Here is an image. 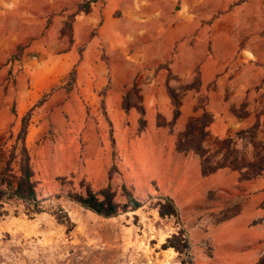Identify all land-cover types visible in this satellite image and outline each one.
<instances>
[{"label": "rangeland", "instance_id": "1", "mask_svg": "<svg viewBox=\"0 0 264 264\" xmlns=\"http://www.w3.org/2000/svg\"><path fill=\"white\" fill-rule=\"evenodd\" d=\"M235 72L230 70L228 78L233 79ZM236 89L227 87L224 102L214 105L225 123L209 124L202 142L204 155L214 161L226 154L217 140L227 135L236 137V148L250 159L247 134L235 132L255 123V141L264 152V81L252 87L254 94L245 92L242 100ZM103 95L99 93L96 105H86L84 118L76 108L58 117L51 109L40 112L39 106L32 111L30 122L40 130L28 149L42 212H27L28 206L15 197L0 202V264H255L263 257L264 172L242 178L239 171L223 167L203 175L199 154L177 149L180 131L175 122L157 117L155 125L148 126L146 120L140 128L137 89L130 93L125 113L117 116L119 104L110 103L108 108ZM231 98L234 102L226 105ZM206 100L198 98L193 115L200 114ZM133 109L137 114L131 113ZM19 127L20 118L3 135L0 176ZM111 135L114 145L107 149ZM7 176L14 186L16 163ZM81 180L94 191L110 185L120 201L125 200L121 195L125 185L142 206L103 217L68 197V191H84ZM167 199L176 214L160 217L157 204ZM177 233L187 246L181 252L163 249L162 243Z\"/></svg>", "mask_w": 264, "mask_h": 264}, {"label": "crops", "instance_id": "2", "mask_svg": "<svg viewBox=\"0 0 264 264\" xmlns=\"http://www.w3.org/2000/svg\"><path fill=\"white\" fill-rule=\"evenodd\" d=\"M83 1L0 0V146L11 125L43 96L40 112L51 109L58 117L76 108L84 118L86 105H96L104 92L108 108L119 104L117 116L125 113L121 102L134 85L152 126L157 117L172 119L167 83L179 89L197 78L196 88L181 93L175 125L182 131L198 98H207L210 124H224L214 105L224 102L226 88H237L242 100L264 81V0H95L65 29ZM72 68L75 81L67 92L63 84ZM230 70L236 71L233 79ZM38 130L29 123L27 148Z\"/></svg>", "mask_w": 264, "mask_h": 264}, {"label": "trees", "instance_id": "3", "mask_svg": "<svg viewBox=\"0 0 264 264\" xmlns=\"http://www.w3.org/2000/svg\"><path fill=\"white\" fill-rule=\"evenodd\" d=\"M95 0H85L80 3L76 10L69 15L68 20L65 23V29L70 30L71 21L75 14L79 12H88L90 10V3ZM65 30H63L64 32ZM21 47L18 48V52L15 56H18ZM75 81V69L72 68L68 73L67 80L63 84V88L69 92L73 88V83ZM198 84V79L189 85L180 87L179 89L172 88L167 83V92L171 98L173 104V116L170 120L174 123L180 114V98L181 93L185 89L194 88ZM132 92H136L133 86L127 91L123 98V107L127 109L129 107V95ZM45 99V96L41 97L34 105L22 116L20 120V127L17 131L15 141L10 146L5 165L3 167V174L0 176V202L6 198L15 197L21 202L25 203L28 208L27 212L40 213L42 212V207L40 205V200L36 191L37 180L34 178V169L31 161V156L29 149L25 144V137L27 134V128L30 123V117L32 111L40 106ZM140 99V97H139ZM139 113L140 128L145 123L143 118V107L137 106ZM14 113V108H12ZM212 122L211 113L204 107L201 106V112L198 115L191 116L185 128L179 132L177 139V149L182 152L193 150L200 157L201 173L207 175L214 172L218 168H230L231 170H237L240 172L242 178H251L257 176L264 172V152L261 153L263 147L259 146L255 141V133L258 124H254L246 130H239L235 132V136H239L242 133H246L251 144V158L248 159L246 154L240 149L236 148V137L227 135L224 138L217 140L220 144V148H225L226 154L223 155L222 159L214 161L212 157H206L205 151L202 150V142L208 136L207 127ZM264 126V124H263ZM19 142V150L16 153L17 143ZM111 145H114V139L112 135L110 136ZM18 154V155H17ZM16 156H18V161H12ZM231 158V159H229ZM17 164L18 176L14 186L11 183V179L7 176V173L12 170V164ZM113 166L108 170V178H111ZM60 182H64V177L57 178ZM80 186H83L84 191L72 192L68 191V197L80 204L81 206L99 214L103 217H112L119 213H124L128 211H134L142 206V202L138 200L133 192L128 189L125 185L121 186V195L125 198L124 201L117 200L116 192L107 185L98 191H94L88 183L84 180L79 182ZM157 210L160 217L175 215L176 210L174 205L167 199L165 202L159 201L157 204ZM57 219L62 223L60 216L57 215ZM181 233L172 234L168 237L161 247L163 249L173 248L174 250L181 252L183 248L187 246L185 239L180 235ZM255 264H264V256L261 257Z\"/></svg>", "mask_w": 264, "mask_h": 264}]
</instances>
